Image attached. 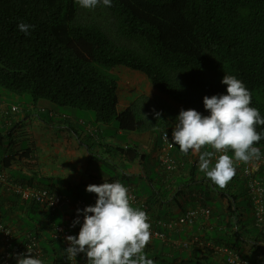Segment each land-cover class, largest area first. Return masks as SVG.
Returning a JSON list of instances; mask_svg holds the SVG:
<instances>
[{"label":"trees","instance_id":"1","mask_svg":"<svg viewBox=\"0 0 264 264\" xmlns=\"http://www.w3.org/2000/svg\"><path fill=\"white\" fill-rule=\"evenodd\" d=\"M20 22L34 25L29 35L18 29ZM117 67L143 74L174 105L141 94L118 112V78L113 71ZM224 74L243 81L251 93V106L264 116V0H112L111 7L101 4L95 9L81 8L76 0H0V90L18 97L28 95L27 103L46 100L92 112L96 124L115 121L123 132L156 134L174 126L181 109L207 115L202 98L225 92L226 85L221 84ZM154 112L160 116L155 117ZM257 131L264 133V125L257 126ZM2 138L0 135V145ZM254 146L264 153V139ZM135 149L114 152L130 163L142 158ZM29 151H19L9 141L0 150L2 168L17 157L27 158ZM227 154L233 155L231 151ZM198 160L189 164L185 185H197ZM158 166L164 173L178 169L166 172ZM257 179L264 182V173L258 172ZM13 182L35 187L26 180ZM38 184L41 187L35 188L55 192L47 183ZM212 188L226 204L214 210L202 206L210 210L214 223L198 237L204 245L196 244L186 260L177 261L155 254L148 257L150 243L146 258L154 264H214L213 249L227 247L242 257L239 244L244 243L251 255L242 258L250 264L258 260L264 264V233L244 231L243 217L251 213L245 187L241 202L227 193L228 183L223 188L212 184ZM168 191L165 188L164 194ZM196 193L190 194L199 195ZM158 198L154 192L141 201L149 209ZM24 204L30 215L20 241L33 237L45 264H66L61 244L54 238L60 224L58 214L32 202ZM250 221L253 224L252 215ZM78 232L75 229L70 235Z\"/></svg>","mask_w":264,"mask_h":264},{"label":"crops","instance_id":"2","mask_svg":"<svg viewBox=\"0 0 264 264\" xmlns=\"http://www.w3.org/2000/svg\"><path fill=\"white\" fill-rule=\"evenodd\" d=\"M3 92L0 90V135L3 137L1 145L6 146L11 141L20 151L23 149L18 146L26 141L27 146L24 149L30 150L27 158L17 157L7 168H2L0 163L1 170H4L13 181L26 180L35 187H41L39 182L47 183L57 193L72 198L79 195L90 202H95L96 194L87 192L85 190L87 185L119 181L126 187L132 188L140 200H146L150 193L158 194V201L149 205L148 209L153 221L177 218L191 207L206 205L214 210L216 206H225L226 199L219 197L218 191L212 188L213 183L202 171L197 174V185L184 184L189 179V164L193 159H199V153L190 151L188 154H183L178 147L175 148L172 153L179 160L180 165L173 173H164L157 161L161 150L159 133L130 132L128 141L119 143L107 135L108 124H96L94 119L82 120L80 123V119L73 115H68L66 112L59 113L55 108L42 105L41 100L35 103L26 102V105L17 104L20 107L19 113L5 119L2 111L16 103L13 100L7 103ZM18 98L20 97L15 96L16 100ZM131 102L132 100L123 105L118 98L117 111L121 112ZM75 113L85 112L75 111ZM122 132L117 128L116 135H123ZM132 147L136 148L135 152L142 158L130 163L122 161L114 152ZM205 149H208V146ZM102 166L110 171L103 170ZM232 178L233 181L228 182L227 193L237 196L241 202L245 189L238 168ZM165 188H169L173 192L172 195L170 191L165 195ZM176 189L179 190V194L176 193L178 191ZM194 191L199 195L190 194ZM12 195L0 186V220L13 228L14 242H17L23 237L22 228L26 227L25 222L29 220L27 216L30 214H28V204H24L19 198L14 199ZM13 201L16 202L15 205L12 204ZM56 213L60 217V223L61 215L59 212ZM250 219L251 213L247 212L243 217L245 232L248 230L247 221ZM213 224L210 218L208 221L199 219L192 226H182L168 232L166 241L154 240L148 245L147 256L155 254L157 257L176 258L177 261L186 260L194 247L193 237H200ZM239 245L240 255L249 257L251 255L249 247L244 243ZM3 249L4 244L0 237V255ZM212 262L225 264V258L214 249Z\"/></svg>","mask_w":264,"mask_h":264},{"label":"clouds","instance_id":"3","mask_svg":"<svg viewBox=\"0 0 264 264\" xmlns=\"http://www.w3.org/2000/svg\"><path fill=\"white\" fill-rule=\"evenodd\" d=\"M76 3L84 9H95L101 4L112 6V0H76ZM17 27L29 35L34 25L20 22ZM221 84L226 85L224 93L202 98L207 115L195 109H181L171 138L165 135L181 153H199L200 171L223 188L236 173L234 161L248 163L262 158L260 149L254 145L264 139V133L257 131V126L264 125V116L251 106V93L242 80L224 74ZM154 116L158 118L160 113L154 112ZM205 146L211 150L201 151ZM229 151L232 156L227 154ZM85 190L95 193L96 200L94 205L76 210L72 226L80 225L79 232L65 237L68 242L63 250L65 256L75 261L77 254L84 253L87 264H154L145 256L151 239L148 214L131 205L128 188L119 181H104L87 185ZM15 260L16 264H45L30 249L16 254Z\"/></svg>","mask_w":264,"mask_h":264},{"label":"built area","instance_id":"4","mask_svg":"<svg viewBox=\"0 0 264 264\" xmlns=\"http://www.w3.org/2000/svg\"><path fill=\"white\" fill-rule=\"evenodd\" d=\"M19 111L20 107L17 104L11 105L2 111V116L7 119L12 115L18 114ZM172 127L174 126L162 130L159 135L161 150L157 160L159 165L166 172H171L177 169L180 165L179 160L172 156V151L176 145H171L169 143L172 134ZM165 133L169 139L166 137ZM208 147L209 150H211L210 146ZM190 163H192V161ZM196 165L199 166V160ZM234 165L238 168L240 176L244 181V187L250 197L253 225L264 233V182L257 179L258 172L264 173V153H262V158L259 160L253 159L248 163L234 161ZM0 186L11 194L17 195V197L23 202H32L38 204L44 209L60 213L61 222L55 228L54 238L59 240L62 251L68 246L65 237L70 235L71 231L79 229L80 227V225H76L75 227L72 226V221L77 216L76 210L83 209L87 205H94L95 203L76 197L72 198L55 192H50L45 188L23 187L14 183L4 170H0ZM128 193L131 197V205H138L140 209L148 214L149 222L151 224V239L148 244L152 243L154 240L164 242L167 240L168 232L177 230L182 226H192L199 219L208 221L210 217V210L208 208L196 206L186 209L177 218L168 219L167 221H153L148 213V207L137 197L134 190L129 187ZM80 219L82 223L83 217L81 216ZM14 235L13 228L9 224L0 221V237L4 244V249L0 255V264H16V254L26 253L27 249H30L34 256L42 259V250L35 238L26 237V241H20L13 244ZM192 243H196L200 247L204 245L203 242L198 241L196 237L192 240ZM215 250L223 255L226 264H250L240 257L233 249L219 247ZM66 264H87V258L84 253H79L75 257V261H73L70 256L66 257Z\"/></svg>","mask_w":264,"mask_h":264},{"label":"rangeland","instance_id":"5","mask_svg":"<svg viewBox=\"0 0 264 264\" xmlns=\"http://www.w3.org/2000/svg\"><path fill=\"white\" fill-rule=\"evenodd\" d=\"M114 73L117 75L118 78V98L120 100V104L125 105L126 102H130L131 100L133 101L137 96L143 94L147 96H155L161 99H164L167 103L173 104V102L166 97L165 95H162L158 92L157 89H155L148 79L140 73H136L133 71H130V69L122 68V67H117L114 70ZM3 97L7 99V103L11 102L10 100L15 101L16 104H22L26 105V101L28 98V95L21 96L17 100L15 99L14 95L9 94L7 91L3 92ZM42 105H48L49 107L55 108V111L60 112H66L68 115H73L75 118L80 119V121H87L88 119L91 120L93 119V113L89 111H81L85 112L83 114H77L75 113V109H71L68 107H60L56 106L54 104H51L47 102L46 100H41ZM174 105V104H173ZM120 107V105H119ZM74 112V113H73ZM87 113V115H86ZM117 123L115 121H112L111 123L108 124L107 126V135H110L111 138L116 139L119 143H124L128 141V136L130 132H122L123 135H116L117 132ZM160 135V132H157ZM156 133V134H157ZM27 146L26 141L22 142L21 146H18V148L23 149ZM1 150V149H0ZM103 170H109L108 168H105L102 166ZM112 171V170H111ZM152 171V170H151ZM106 172V171H105ZM113 172V171H112ZM57 220L60 218L59 216L56 217ZM29 220L25 222V225L28 226ZM250 220L247 221L248 225V231L252 235H256L260 233V230L256 228ZM256 264L259 263V260L255 262Z\"/></svg>","mask_w":264,"mask_h":264}]
</instances>
